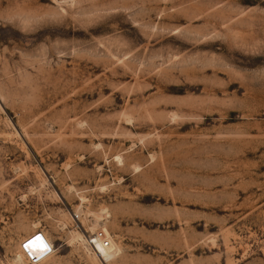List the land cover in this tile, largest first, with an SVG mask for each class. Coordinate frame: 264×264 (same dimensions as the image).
Listing matches in <instances>:
<instances>
[{
    "label": "rangeland",
    "instance_id": "374dc122",
    "mask_svg": "<svg viewBox=\"0 0 264 264\" xmlns=\"http://www.w3.org/2000/svg\"><path fill=\"white\" fill-rule=\"evenodd\" d=\"M37 232L27 264H264V0H0V264Z\"/></svg>",
    "mask_w": 264,
    "mask_h": 264
},
{
    "label": "bare ground",
    "instance_id": "6f19581e",
    "mask_svg": "<svg viewBox=\"0 0 264 264\" xmlns=\"http://www.w3.org/2000/svg\"><path fill=\"white\" fill-rule=\"evenodd\" d=\"M78 210L81 211V209H78ZM91 214L93 215V219L95 220V224L99 225L102 228V230L105 232V234L107 235L109 242L107 245H104L98 241L96 244L97 249L95 248L94 250H92L89 246H86L85 244H83V246H85L87 248V249H85L86 252L88 254L92 255L94 258L97 259V256H98L106 262H111L112 260H114L115 257L118 256V254H120V250H122V249H121L120 245L114 240V238H112L110 236V234L108 233V228L106 226V218H108L107 216L109 215V213L104 208L102 210V212H99V213L92 212ZM91 228H92L91 230H93L95 227H91ZM94 230L92 232H94ZM42 234L45 236L44 233H37L36 235L31 236L30 238L25 240V247L28 250V252L32 256L38 257L35 260H31L33 263H36V262H39V261L46 259L49 255H51V253L54 250L50 241L45 236L47 241L49 242L48 243ZM73 238H76L78 240V242L80 241L81 243L84 242V240H85L83 234L79 231L74 232ZM22 243H21V250H22ZM49 244L51 245L52 249L50 248ZM90 250H92V251H90ZM25 259L26 258L23 255V252L21 251L17 254L14 261L16 264H27Z\"/></svg>",
    "mask_w": 264,
    "mask_h": 264
},
{
    "label": "built area",
    "instance_id": "2783aa9c",
    "mask_svg": "<svg viewBox=\"0 0 264 264\" xmlns=\"http://www.w3.org/2000/svg\"><path fill=\"white\" fill-rule=\"evenodd\" d=\"M98 241L104 245H107L109 242L107 235L102 230L98 229V230H95L94 232H89L87 234L86 242L92 250H94L96 248V244ZM22 252H23V255L25 256V258L29 261L35 260L38 258V257L32 256L28 252V250L25 247V241L22 243Z\"/></svg>",
    "mask_w": 264,
    "mask_h": 264
}]
</instances>
